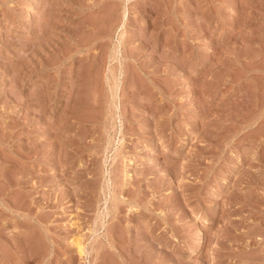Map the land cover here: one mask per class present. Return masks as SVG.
Masks as SVG:
<instances>
[{
    "label": "rangeland",
    "instance_id": "374dc122",
    "mask_svg": "<svg viewBox=\"0 0 264 264\" xmlns=\"http://www.w3.org/2000/svg\"><path fill=\"white\" fill-rule=\"evenodd\" d=\"M0 264H264V0H0Z\"/></svg>",
    "mask_w": 264,
    "mask_h": 264
}]
</instances>
